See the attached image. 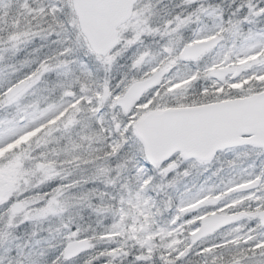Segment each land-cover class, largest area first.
Listing matches in <instances>:
<instances>
[{
    "label": "snow or ice",
    "instance_id": "snow-or-ice-1",
    "mask_svg": "<svg viewBox=\"0 0 264 264\" xmlns=\"http://www.w3.org/2000/svg\"><path fill=\"white\" fill-rule=\"evenodd\" d=\"M0 264H264V0H0Z\"/></svg>",
    "mask_w": 264,
    "mask_h": 264
}]
</instances>
